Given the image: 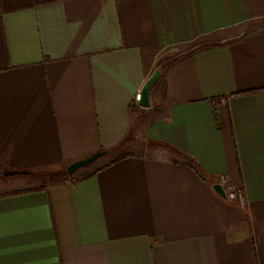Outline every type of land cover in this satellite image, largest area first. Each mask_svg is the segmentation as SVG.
Returning <instances> with one entry per match:
<instances>
[{"label": "crops", "instance_id": "obj_1", "mask_svg": "<svg viewBox=\"0 0 264 264\" xmlns=\"http://www.w3.org/2000/svg\"><path fill=\"white\" fill-rule=\"evenodd\" d=\"M0 264H264V0H0Z\"/></svg>", "mask_w": 264, "mask_h": 264}, {"label": "water", "instance_id": "obj_2", "mask_svg": "<svg viewBox=\"0 0 264 264\" xmlns=\"http://www.w3.org/2000/svg\"><path fill=\"white\" fill-rule=\"evenodd\" d=\"M159 76H160V70L156 69L153 71L151 76L143 84V86L139 92V98H138V104L140 106H142V107H148L149 106L150 91H151L152 87L154 86V84L157 82ZM105 154L106 153L104 150L98 151V152H95L86 158L76 160V161L70 163L66 167L65 172L68 176H71L78 169L86 167V166L94 163L97 159H99L100 157H102ZM20 173H25V172H22V171H5L3 173V175L9 176V175L20 174ZM213 188L216 190V192H218L224 198V196H225L224 195V189L222 188V186L220 184H218V183L214 184Z\"/></svg>", "mask_w": 264, "mask_h": 264}, {"label": "built area", "instance_id": "obj_3", "mask_svg": "<svg viewBox=\"0 0 264 264\" xmlns=\"http://www.w3.org/2000/svg\"><path fill=\"white\" fill-rule=\"evenodd\" d=\"M226 181L227 180L225 176H219L217 179V183L220 185L224 184ZM224 195V199L237 202L241 208L245 207V194L241 187L224 188Z\"/></svg>", "mask_w": 264, "mask_h": 264}, {"label": "rangeland", "instance_id": "obj_4", "mask_svg": "<svg viewBox=\"0 0 264 264\" xmlns=\"http://www.w3.org/2000/svg\"><path fill=\"white\" fill-rule=\"evenodd\" d=\"M200 44H202L201 43V40L198 42V44L196 43V44H192L191 45V47L189 48V49H192L193 47H197V45H200ZM186 52H185V50L183 49V50H179V51H177V52H175V53H172V54H168L167 55V58H169L170 56V60H174V59H176V58H179V57H181L182 55H184ZM104 160H107L106 158L105 159H102L101 161H99L98 163H96V165L97 164H99V163H101V162H103Z\"/></svg>", "mask_w": 264, "mask_h": 264}, {"label": "trees", "instance_id": "obj_5", "mask_svg": "<svg viewBox=\"0 0 264 264\" xmlns=\"http://www.w3.org/2000/svg\"><path fill=\"white\" fill-rule=\"evenodd\" d=\"M212 101H215V99H211ZM112 150H105V153L107 154V153H109V152H111Z\"/></svg>", "mask_w": 264, "mask_h": 264}]
</instances>
